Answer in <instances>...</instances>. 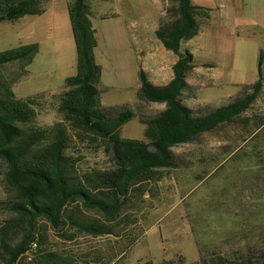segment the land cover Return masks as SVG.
Here are the masks:
<instances>
[{
  "label": "rangeland",
  "instance_id": "1",
  "mask_svg": "<svg viewBox=\"0 0 264 264\" xmlns=\"http://www.w3.org/2000/svg\"><path fill=\"white\" fill-rule=\"evenodd\" d=\"M72 0H47L45 11L15 20L0 21V51L38 44L28 70L13 90L17 98L46 96L34 123L51 124L59 119L57 95L66 79L78 72V53L69 5ZM200 1V0H197ZM214 7L216 0H204ZM246 16L230 25L214 8L200 32L183 42L197 59L211 61L189 74L190 88L184 101L191 107H216L232 100L245 84L264 76V0H246ZM96 29L95 57L102 68L100 104L108 108L130 105L137 117L125 123L123 137L144 138L141 117L162 110V103L139 99L140 70L146 63L138 53L152 42L164 12L163 0H88ZM263 64L260 68V55ZM237 60L239 62H237ZM6 74L20 71L18 63L3 68ZM264 81V78H263ZM264 115V97L245 113ZM256 118L252 120L254 122ZM243 123H226L203 133L196 142L175 146L179 166L167 177L150 184V192L135 198L131 208L136 221L122 235L78 233L73 239L42 221L45 250H56L76 264H202L200 246L211 256L240 261L252 243L264 254V139L256 138ZM83 156L82 169L110 164L103 146L79 140L72 149ZM0 159V200L12 196L5 183ZM11 215L0 211V223ZM73 232V228H69ZM127 233V234H126ZM138 238L126 249L130 238ZM23 264H37L26 258Z\"/></svg>",
  "mask_w": 264,
  "mask_h": 264
},
{
  "label": "trees",
  "instance_id": "2",
  "mask_svg": "<svg viewBox=\"0 0 264 264\" xmlns=\"http://www.w3.org/2000/svg\"><path fill=\"white\" fill-rule=\"evenodd\" d=\"M45 1L0 0V21L42 14ZM163 1L165 15L155 33L166 48L178 55V60L172 67L173 78L166 85L154 84L144 69L140 70L139 99L166 103L165 109L140 118L145 124L143 139L121 135L123 125L138 115L132 106L105 108L100 104L102 68L95 57L98 41L88 0H72L69 5L78 72L66 79L57 95L59 119L55 122L34 123L46 96L22 99L13 90V84L28 71L26 67L33 61L38 44L0 51V159L12 195L0 200V211L11 213L0 223V264H23L26 258L37 264H76L59 251L42 248V221L70 239L78 233L120 236L136 221L131 211L134 199L150 192V184L166 178L169 169L179 166L181 157L175 146L194 143L203 133L234 122L243 123L245 128L251 126L249 139L256 134V138L263 135L264 139V115H245L264 97L261 77L243 85L232 100L222 105L191 107L185 103L184 92L190 88L187 78L205 62L184 48L183 42L200 32L209 14L192 0ZM260 57L261 68L263 52ZM12 63H18L20 71L8 75L3 68ZM88 138L103 146L110 157L109 165L81 168L83 156L70 149ZM69 228L74 231L69 232ZM137 239L130 238L126 249ZM32 241L38 243L35 253H30ZM250 241L244 244L247 251L240 261L227 260L221 254L210 257L200 246L201 263L264 264V254L258 255L253 248L254 238Z\"/></svg>",
  "mask_w": 264,
  "mask_h": 264
},
{
  "label": "crops",
  "instance_id": "3",
  "mask_svg": "<svg viewBox=\"0 0 264 264\" xmlns=\"http://www.w3.org/2000/svg\"><path fill=\"white\" fill-rule=\"evenodd\" d=\"M216 1L217 2L215 3L214 7H212L204 0H200V1L192 0L194 4L204 7L208 12L209 16L207 18V23L210 20L209 10H211V8H214L217 12H219L222 18V22L225 24L229 23L231 25L232 22H234V18H244L246 16V11H245V6L247 5L246 0H216ZM155 30H154V38L152 40L155 48L153 49L151 47H148L147 49L140 51L137 57L139 61L145 60L144 62L147 65L143 69L154 84L166 85L173 78L174 73L172 67L174 63L178 60V55L164 46L162 41L156 36ZM193 54L196 57L194 52ZM237 62L239 61L237 60ZM205 64L206 65L208 64L207 69H210L214 66L211 61L210 62L207 61L205 62ZM260 77L264 78L263 75H261ZM188 83L190 84L189 80ZM162 105H164L163 109H165L166 103H162Z\"/></svg>",
  "mask_w": 264,
  "mask_h": 264
},
{
  "label": "built area",
  "instance_id": "4",
  "mask_svg": "<svg viewBox=\"0 0 264 264\" xmlns=\"http://www.w3.org/2000/svg\"><path fill=\"white\" fill-rule=\"evenodd\" d=\"M37 249H38L37 241H32L31 244H30V253L37 252Z\"/></svg>",
  "mask_w": 264,
  "mask_h": 264
}]
</instances>
